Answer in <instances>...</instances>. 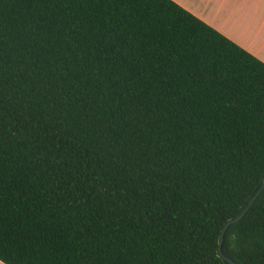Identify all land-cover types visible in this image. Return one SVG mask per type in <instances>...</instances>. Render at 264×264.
<instances>
[{
    "label": "trees",
    "instance_id": "trees-1",
    "mask_svg": "<svg viewBox=\"0 0 264 264\" xmlns=\"http://www.w3.org/2000/svg\"><path fill=\"white\" fill-rule=\"evenodd\" d=\"M263 180V61L173 0H0L1 262L264 264V189L219 253Z\"/></svg>",
    "mask_w": 264,
    "mask_h": 264
},
{
    "label": "crops",
    "instance_id": "crops-1",
    "mask_svg": "<svg viewBox=\"0 0 264 264\" xmlns=\"http://www.w3.org/2000/svg\"><path fill=\"white\" fill-rule=\"evenodd\" d=\"M173 1L264 62V0Z\"/></svg>",
    "mask_w": 264,
    "mask_h": 264
},
{
    "label": "water",
    "instance_id": "water-1",
    "mask_svg": "<svg viewBox=\"0 0 264 264\" xmlns=\"http://www.w3.org/2000/svg\"><path fill=\"white\" fill-rule=\"evenodd\" d=\"M263 189H264V180H263L262 186H261L260 189L254 194V196L251 198V200H250L249 204L247 205V207H246L241 213H239L234 219L229 220V221L225 224V226H224V228L222 229L221 234H220L219 253H220L221 255H223V254H222V250H221V244H222V242H223L224 233H225L227 227H228L230 224L239 221V220L245 215V213L247 212L249 206L252 204V202L254 201V199H255V198L261 193V191H262ZM226 258H227V257H226ZM227 259H228V261H229L230 263H235L232 259H230V258H227Z\"/></svg>",
    "mask_w": 264,
    "mask_h": 264
}]
</instances>
